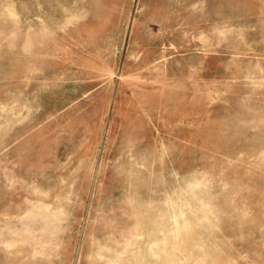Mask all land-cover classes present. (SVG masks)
<instances>
[{"label":"rangeland","instance_id":"374dc122","mask_svg":"<svg viewBox=\"0 0 264 264\" xmlns=\"http://www.w3.org/2000/svg\"><path fill=\"white\" fill-rule=\"evenodd\" d=\"M0 264H264V0H0Z\"/></svg>","mask_w":264,"mask_h":264}]
</instances>
